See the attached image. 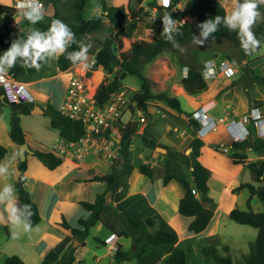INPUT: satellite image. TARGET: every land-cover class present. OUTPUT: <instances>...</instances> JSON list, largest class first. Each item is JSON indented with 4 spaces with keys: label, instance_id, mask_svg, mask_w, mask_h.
Masks as SVG:
<instances>
[{
    "label": "crops",
    "instance_id": "crops-1",
    "mask_svg": "<svg viewBox=\"0 0 264 264\" xmlns=\"http://www.w3.org/2000/svg\"><path fill=\"white\" fill-rule=\"evenodd\" d=\"M74 1L54 0V4L62 14L68 15V13H71ZM148 1L151 0H143L142 5H146ZM186 1L180 0L177 3V8H183ZM17 2L18 0H0L1 4L13 6ZM106 2L109 5L127 6L133 0H106ZM156 2L159 4L160 0H156ZM53 10L54 5L46 3L45 8H43L42 20H46L53 13ZM102 12L103 8L99 0H88L86 2L84 8V16L86 18L101 16ZM4 17L5 22L8 19L6 31L10 39H20L36 27V23L33 24L26 19L18 8L13 15H5ZM104 20L109 24L108 18H104ZM132 21L142 25L145 33L153 32L152 28L146 27L144 21H139L138 19ZM105 25L107 26L106 23ZM93 33L89 36H92ZM135 39L132 38L127 43L128 48H130L131 43ZM92 48L94 49L93 46L89 49ZM4 52H0V55H3ZM88 55L90 66L94 61L95 55L90 50ZM86 69L88 67L84 68L78 65L64 71L58 68V71L52 72V74H41L38 78H35L39 72L36 70L35 74H26L16 78V80L28 86L35 104L37 101L38 103H40L39 101H44V106H42L46 107L49 100H46L48 97H42L43 91L42 88L41 90L38 88V83L70 73L67 80V84H69V80L74 76L73 73L75 74L76 70L84 72ZM7 73H9V70ZM220 75L213 82L217 81ZM92 76L99 77L101 82L105 78V72L102 69H96L93 71ZM125 77L123 76V79ZM122 83L125 84L123 81ZM208 89L209 87L197 94L187 93L190 99L187 98L185 104L188 109L193 110L202 106L209 108L207 113L219 121L215 130L209 131L205 136L201 137L204 144L201 148L199 160L210 170L208 195L215 203L214 214L207 227L198 233L191 234L189 232L188 226L191 217L182 215L178 210L179 201L185 194L184 186L176 179H172L166 184L164 183L163 177L171 164V160L167 155L168 150L164 152L156 149V147L151 148L143 142L140 134H138L139 136L134 135L130 146V163L125 168L124 176L112 191H108L107 202L113 207L114 216L105 213L101 218L112 227L125 228L129 231L128 236H118L117 243L122 246L123 251H129L134 248L136 245L134 237L139 235L138 232L130 229L127 219L129 216L136 219L152 217L155 220L153 226L147 227V232H141L140 230V234L148 235L158 228H165L174 231L178 238L173 244L169 245H149L144 243L149 249L143 256L123 260L115 259L114 252L102 250L101 246L103 243L96 239V250L94 251L88 247V238H86L82 244L84 250L81 249L77 253L78 249H75V260L72 264H89L88 259L90 258L93 259L91 264H165L167 256L173 249L177 248L185 251L187 264H218L213 256L205 255L202 248L204 246H215V244L221 247L226 245L224 241L227 225L221 221L223 215H229L230 211L236 207L248 209L247 199L250 191L246 187L242 189H237V187L245 182L259 185V182L252 179L251 171L247 165L252 161L256 162L258 166L261 165L264 162V148L252 149L247 147L244 150L247 155L245 161L235 162L233 155L241 151L233 147L232 143L242 141L251 136H257L256 129L247 115H249V109L257 106L259 107V112L264 116V90L261 89L258 92L259 95H257V100H263L262 103H251L245 98L236 102L227 95L232 102L231 111H211L217 103V98L213 95L207 96L205 91ZM220 94L218 92V95ZM206 97H210L212 100L205 99ZM190 101H196L197 106H190ZM209 101H213L215 105L211 107V104H208ZM2 104L9 106L7 103L2 102V95H0V143L8 149L7 154L0 159V165H8L11 175L0 177V192H3L6 184L12 185L15 197L13 203L20 210L19 196L15 188L20 158L19 145L9 136L6 111H3ZM152 104L154 105V102ZM155 112L153 120L156 125L151 124L152 116L148 115V122L144 127H146L147 132L156 137L158 142L168 145L171 149H180L182 142H186V140L188 141L193 137L190 133L195 131L197 126L193 128L188 124L191 121L190 117L180 114L178 111H170L171 116H169L164 111H159L158 108ZM38 113L40 112L33 110L29 114H23L21 116V124L27 134V143L32 150L26 154L25 187L39 207L41 220L36 225H33L30 231L25 232L23 229H19L17 234L14 235L13 228L8 221L5 205L0 204V264L8 256L14 254L18 255L26 264H42L44 260L58 261L73 246V242L76 240L68 229L59 224L61 218L65 217L71 223L79 217H87L88 213L83 209L80 202L95 201L99 194L107 191L108 187L107 182L94 179V175L109 173L113 163H121V158L119 159L120 162L117 161V158H114V162H112L91 150L79 157L69 154L64 156L59 166L52 169L47 167L33 154V150H53V145L60 141L62 137L59 134V130L51 126V118L49 116V126L57 132L55 140L50 142L51 148L49 149V147H45L33 139L31 136L32 132L27 129L25 123H27V118L31 117L33 121H36L34 118ZM121 119L123 120V118ZM129 120L130 117L127 121ZM247 130L249 133L243 138ZM190 135L191 137H188ZM238 138H241V140H236ZM13 157L14 159H12ZM143 162L152 166L154 172L152 177H148L139 171V165ZM256 198L258 197L254 196L251 200L252 209ZM103 221H99L97 224L100 223L104 226ZM104 228L106 227L104 226ZM112 233L106 228L100 236H94V238L99 237L106 241L107 237ZM90 234H92V228Z\"/></svg>",
    "mask_w": 264,
    "mask_h": 264
},
{
    "label": "trees",
    "instance_id": "trees-1",
    "mask_svg": "<svg viewBox=\"0 0 264 264\" xmlns=\"http://www.w3.org/2000/svg\"><path fill=\"white\" fill-rule=\"evenodd\" d=\"M47 4H53V13L46 19L40 20L36 23L35 30L42 32L48 31L51 27L53 20L59 19L63 21L75 33L76 43L71 44L67 52L57 58V67L59 70H67L73 66L72 62L67 59V54L79 51L80 42L85 44L86 37L93 32L108 30V34L96 38L93 43L94 49H89L95 55L93 63L90 64L88 74L96 69H102L105 72V78L99 83L94 94L95 100L98 105H104L112 93L119 91L123 88V76L128 74L138 78L140 88L133 92L131 96L130 110L133 115L141 111L148 114L149 106L154 101H162L170 108L178 110L180 114L192 118L193 109H185V103L182 100H187L184 95H171L166 91L154 93L152 90L153 80L147 76L142 67V61H151L162 54L166 49L177 46L185 41L193 40L194 36L199 37L201 29L198 27L201 23L214 19L217 15L224 17L228 14L225 4L222 0H187L183 8H176V4L180 0H174L172 7L176 8L175 14L187 15L197 20V24L192 26L177 25L178 32L173 34L175 44L167 40L166 37H156L153 40L145 38H136L130 48L123 49L124 47V33L126 26L131 20L138 19L144 21L147 28L155 29L160 26L162 15L164 14L163 7L159 5L156 0L148 1L146 5H142L143 0H136L137 5L133 7L131 4L125 5H109L106 0H99L103 8L101 16L94 18H86L84 16V8L88 0H75L72 5L71 17L62 14L55 6L54 0H44ZM242 3L243 0H240ZM157 8L158 18L154 21L148 19L152 14V9ZM263 4L259 6V9ZM17 8L13 5L0 3V52L6 51L10 48L11 43L17 39H10L5 25V15H13ZM161 14V15H160ZM104 18H108L110 26L105 25ZM32 29V30H34ZM30 30L19 40L24 41L32 31ZM226 38L232 41L236 46L241 47V42L238 39L237 31H230L223 23L218 26V30L212 33L207 41L212 42L217 39ZM243 76L246 73L245 65L242 66ZM119 71V73H118ZM34 67H26L22 59H18L15 66L9 69V74L15 78H19L26 74H35ZM252 80L259 81L264 85V74L254 73L251 77ZM238 79L232 80L229 86L236 84ZM181 83L185 91L189 94H197L208 88V81L205 79L203 69L196 67H189L186 75L181 79ZM0 95H4L3 88L0 89ZM252 102L262 103L261 99L250 98ZM2 102L7 103L11 108L10 113V128L9 136L17 144L21 145L27 142V134L21 124V116L29 114L34 110V101L10 102L7 97L2 98ZM45 112L50 116V124L53 128L59 130L60 136L68 141H77L85 134L83 121L74 119L64 115L52 103H48L44 108ZM196 110V109H195ZM188 124L195 128L199 126V122L192 118ZM150 121V119H149ZM120 127V153L121 163H113L112 169L109 173L94 175V179L107 182V191L112 189L122 180L125 168L130 163V146L132 138L139 130V121L136 119L123 121L119 119ZM196 127V128H197ZM196 132V129H195ZM143 142L155 148L160 145L167 148V155L171 160V164L166 170L163 177L164 183H168L172 179L178 180L185 188V194L180 199L178 210L182 215L191 217L188 230L191 234L198 233L204 230L209 224L213 214L215 203L208 195L209 185L208 180L210 177V170L200 162L199 156L201 155V148L204 144L203 140L193 135L187 142L184 149H171L168 145L158 142L156 137L147 132L146 127L142 133ZM232 146L240 150L233 155L235 162H244L247 155L245 148L251 147L252 149L264 148V138L251 136L242 141H235ZM190 149L189 153L186 150ZM8 152L5 145L0 143V159H2ZM36 155L47 167L55 168L59 166L64 156L59 155L54 150H33ZM120 162V161H119ZM251 171V176L254 181L259 182L255 185L252 182H245L240 184L237 189L248 188L250 195L247 199L248 209L234 208L230 211L229 216L234 221L241 224H248L257 228V236L250 247V252L244 254L241 259L236 260V264H264V211H254L251 207V200L254 196L264 201V162L257 165L252 161L247 165ZM27 168V159H20L18 161V170L20 171L15 181V188L18 192L20 203V214L22 219L31 221V225H36L41 220L39 207L33 200L31 193L25 187V170ZM139 171L148 176H153V168L148 163H140ZM193 188L198 191V194L193 193ZM106 192L99 194L95 201H81L83 209L88 213L87 217H79L74 222H69L65 217H62L59 224L68 229L75 239L83 241L90 233L91 228L102 220L103 214H110L114 216L113 207L107 202ZM29 205L30 208H26ZM32 212V215L30 213ZM130 229L139 233L134 237L136 243L135 247L129 251H123L122 246L118 244V249L114 252V257L117 260L130 259L132 257L140 258L148 251V246L144 245H169L173 244L178 235L165 228H158L153 233L145 235L140 234V227L144 224L153 226L155 220L152 217L145 219H136L128 217ZM104 226L111 232L118 236H128L129 231L125 228L112 227L107 222L103 221ZM96 240L105 244L106 241L102 238L95 237ZM202 251L205 255L213 256L218 264H234V259L230 253L228 245L221 248L216 246H204ZM75 260L74 248L71 246L56 262L44 260L42 264H72ZM2 264H26L18 255L8 256ZM165 264H187L186 253L183 249H173L165 259Z\"/></svg>",
    "mask_w": 264,
    "mask_h": 264
},
{
    "label": "rangeland",
    "instance_id": "rangeland-1",
    "mask_svg": "<svg viewBox=\"0 0 264 264\" xmlns=\"http://www.w3.org/2000/svg\"><path fill=\"white\" fill-rule=\"evenodd\" d=\"M114 1V0H113ZM223 3L226 6V9L228 13H230L233 10L235 0H222ZM133 7L137 5L136 0H133L132 3H130ZM17 3L14 5L16 7ZM46 6V2H45ZM17 8V7H16ZM261 12V18L257 20V22L254 24L252 31L256 35L257 39L261 41V44L259 48L252 53L251 55H246L242 47L236 46L232 41L221 38L217 39L212 42H204L203 45L193 43V40L185 41L178 46H174L171 48L166 49L162 54H160L158 57L151 61H146L143 59L142 61V67L144 73L149 76L153 80L152 90L154 93L166 91L171 95H184L186 98L187 92L185 91L181 79L186 73L188 67H196L199 69H202L205 65V62L209 59L214 60L216 63L220 60H224L228 57H235L237 58L241 66L236 68L235 70L230 69V71H225L223 73L222 71L219 72L221 74L217 81L208 82L209 89L205 91V94L207 96L213 95L217 98V103L214 106V108L211 111H231L232 109V102L229 98L234 99L236 102H239L242 98H245L249 100L251 103L252 101L250 98L255 97L257 99V95H259V91L262 89L264 90V85L261 84L259 81L252 80L251 77L254 73L257 74H264V4L263 7L259 9ZM72 13V10H71ZM71 13H68V16L71 17ZM161 15V14H160ZM8 18V17H7ZM6 18V19H7ZM149 20L154 21V17H148ZM8 20V19H7ZM6 20L5 24L6 27L8 25V21ZM107 24V27L110 26L108 22H105ZM146 25V23H145ZM163 32V23L158 26L157 28L153 29V32L151 33H145V30L142 25L137 23L136 21H130L127 25L126 31L124 33V47L123 49L128 48V42L132 38H145L147 40H153L156 37H165L162 35ZM108 34L107 30L104 31H97L92 34V36L87 37L86 45H90V48L93 46L92 44L95 42L96 38L102 37ZM42 67L40 68L38 74L35 76V78H38L41 74H52V72L58 71L57 68V58L51 60L49 63L44 64L43 61H41ZM245 65L246 67V73L243 76V70L242 66ZM88 69H86L84 72H79L76 70L74 76H78L81 78V81L83 83V86L85 87L86 93L85 95H92L96 92V89L100 83V81L94 80V77L92 76L93 71L91 74H88ZM68 74H62L61 76L45 81L43 83H38V88L41 90L42 88V97L46 98V100H49L50 103H52L55 107L58 108L60 102L62 101L63 97L65 96L66 89H67V80H68ZM31 78V77H30ZM238 79L237 83L229 86L231 84V80ZM125 84H123V89L126 91L127 95H124V97H127L126 103L122 104L119 107V111H122L120 118H123L124 121H127L130 117L131 119H139V111L137 114L133 115L130 110V104H131V96L134 91L140 88V83L138 78H136L133 75H126L124 79H122ZM218 92L221 93L218 95ZM50 94V96H48ZM228 95V97H227ZM212 100L210 97H206L205 99ZM254 98V99H255ZM190 99V98H188ZM185 104L187 100H182ZM38 101L36 102V105H40L41 107L44 106V101ZM48 102V103H49ZM3 105V111H6V121L7 125L10 128V113L11 108L5 104ZM43 105V106H42ZM190 106L196 107L197 102L196 101H190ZM185 109L188 111V107L185 106ZM45 108V107H43ZM157 108L159 111H164L166 114L171 116L170 111H178L176 109L170 108L166 103L162 101H154V105L149 106V112L152 116V122L151 124L156 125V122H154V114L157 111ZM32 118V117H31ZM27 118L25 125L27 126V129L32 132L31 136L33 139H35L38 143L43 144L45 147L50 146V142L55 140L57 132L52 129L49 126V115L46 112L38 113L34 119ZM144 125H139L138 133L135 134L136 136H139L138 134L140 132H143ZM142 130V131H141ZM195 131L191 132L192 136L194 135ZM151 134V133H150ZM152 135V134H151ZM142 138V136H140ZM188 137H191L188 136ZM192 138V137H191ZM139 139V138H138ZM187 140L186 142H182L180 145V149H184L187 146ZM188 150V149H187ZM186 150V151H187ZM121 153L117 157V161L121 158ZM253 209L254 210H260L264 211V201L260 200L259 198L255 199V202H253ZM222 222L226 223V229H225V244L228 245L231 250L230 253L233 256L234 264H236L237 259H241L244 254H247L250 252V247L253 244L255 238L257 229L252 227L248 224H240L234 221L230 218L229 215H223ZM147 225H143L140 227L141 232H147ZM106 228L102 224H97L96 226L92 227V234L88 236V247L96 250V240L94 236H100ZM79 242H81L79 244ZM83 241H79L78 239L74 240L73 242V248H74V254L75 249L77 250V253L83 249L82 247ZM216 247L221 248L220 245H216ZM223 246V245H222ZM88 263H93V259H88Z\"/></svg>",
    "mask_w": 264,
    "mask_h": 264
},
{
    "label": "built area",
    "instance_id": "built-area-1",
    "mask_svg": "<svg viewBox=\"0 0 264 264\" xmlns=\"http://www.w3.org/2000/svg\"><path fill=\"white\" fill-rule=\"evenodd\" d=\"M38 2L39 5L42 6V9L45 8L44 0H38ZM173 3L174 0H170L169 5L165 7L162 0H160L159 5L163 7L164 11L162 16H171L176 26H192L197 24V20L193 17L187 15L176 16L175 11L177 4L175 8L172 7ZM152 11L151 17H154V20H156L158 18L157 8H153ZM239 66H241V63L237 58L228 57L217 63L209 59L205 62L202 69L205 79L209 82L214 80L219 75V72L236 69ZM2 88L4 90V96H6L10 102L34 101L33 96L28 90V86L18 82L16 78L9 73H7L3 79H0V89ZM85 94L87 93L81 78L72 76L69 80L65 97L58 109L66 116L83 121L85 134L77 141L72 142H68L62 138L53 145V150L59 155L67 156L69 154H74L78 157L88 151L94 150L101 157L114 162V158H117L120 154L119 142L114 138L121 134V125L118 121L122 111H119V107L126 103L127 97H124V95H127V93L123 88L112 93L104 105L97 104L94 97L95 93L90 96ZM208 104H211V107L215 105L213 101H209ZM208 110L209 108L202 106L192 113V118L199 122V126L196 128L194 135L200 138L205 136L209 131L215 130L219 123V121L207 113ZM247 117H249L253 123L257 136L264 138V116L259 112V107L254 106L249 109V115H247ZM138 121L140 125H145L148 122L147 115L139 111ZM248 133L249 131L247 130L243 138H245ZM236 140H241V138ZM192 191L198 194L196 189L193 188ZM117 240L118 235L112 233L107 237L106 244H102L101 249L108 252H116L118 249Z\"/></svg>",
    "mask_w": 264,
    "mask_h": 264
},
{
    "label": "clouds",
    "instance_id": "clouds-1",
    "mask_svg": "<svg viewBox=\"0 0 264 264\" xmlns=\"http://www.w3.org/2000/svg\"><path fill=\"white\" fill-rule=\"evenodd\" d=\"M162 3L167 7L170 0H162ZM262 4H264V0H243L242 3L240 0H235L233 10L230 13L224 17L217 15L214 19H209L198 25L202 31L199 37L194 36L193 43L203 45L208 37L216 32L218 26L223 23L230 31L238 32L242 49L246 55H251L261 44L252 28L257 20L261 18L259 6ZM17 8L33 24L43 19V9L38 0H18ZM175 32H178L175 21L171 16H163L162 35L175 44L173 36ZM76 42L75 33L59 19L53 20L51 27L46 32L34 29L26 40L17 39L13 41L10 48L3 55H0V79H3L8 70L15 66L18 59H22L26 67H34L39 71L42 67L41 61L44 64L49 63L66 53L68 47ZM89 48L90 45L80 42L79 51L68 53L66 58L73 65L87 68L89 67ZM8 175H11L9 166L0 165V177ZM14 199L13 186L6 184L3 192H0V204L5 205L8 221L13 228V234L16 235L19 229H23L25 232L30 231L32 225L31 221L22 219L18 206L13 203ZM6 201L7 203H5ZM25 207L30 208L29 205H25ZM30 215H32V212Z\"/></svg>",
    "mask_w": 264,
    "mask_h": 264
},
{
    "label": "water",
    "instance_id": "water-1",
    "mask_svg": "<svg viewBox=\"0 0 264 264\" xmlns=\"http://www.w3.org/2000/svg\"><path fill=\"white\" fill-rule=\"evenodd\" d=\"M118 73H119V71H118ZM3 97H4V95H2V98H3ZM34 110H35V111H38V112H40V113H42L43 111H45L44 108L41 107L40 105H35ZM146 115H147V117H148V114H146ZM190 120L192 121L193 119L190 118ZM114 138H115V140H116L117 142L120 141V137H114ZM156 149H158V150H162V151H164V152L167 151V148H166V147H163V146H160V145L156 146ZM31 151H32V150H31V148H30V146L28 145L27 142H25V143L19 145V155H20V159H22V160L26 159V154H27V152H31ZM189 151H190V149H188L186 152L189 153ZM19 173H20V171L17 170L16 178L18 177ZM106 197H109V192L106 193Z\"/></svg>",
    "mask_w": 264,
    "mask_h": 264
},
{
    "label": "bare ground",
    "instance_id": "bare-ground-1",
    "mask_svg": "<svg viewBox=\"0 0 264 264\" xmlns=\"http://www.w3.org/2000/svg\"><path fill=\"white\" fill-rule=\"evenodd\" d=\"M94 80L98 81L99 80V77H94Z\"/></svg>",
    "mask_w": 264,
    "mask_h": 264
}]
</instances>
